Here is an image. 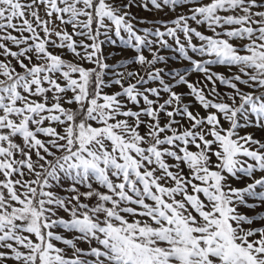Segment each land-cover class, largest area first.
I'll list each match as a JSON object with an SVG mask.
<instances>
[{
  "label": "snow or ice",
  "instance_id": "1",
  "mask_svg": "<svg viewBox=\"0 0 264 264\" xmlns=\"http://www.w3.org/2000/svg\"><path fill=\"white\" fill-rule=\"evenodd\" d=\"M0 264H264V0H0Z\"/></svg>",
  "mask_w": 264,
  "mask_h": 264
}]
</instances>
